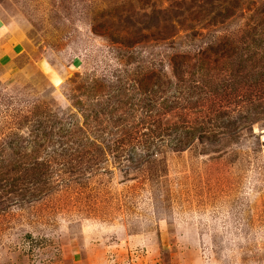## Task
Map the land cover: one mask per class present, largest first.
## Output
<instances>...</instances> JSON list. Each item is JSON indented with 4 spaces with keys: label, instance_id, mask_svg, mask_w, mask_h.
<instances>
[{
    "label": "rangeland",
    "instance_id": "1",
    "mask_svg": "<svg viewBox=\"0 0 264 264\" xmlns=\"http://www.w3.org/2000/svg\"><path fill=\"white\" fill-rule=\"evenodd\" d=\"M0 264H264V0H0Z\"/></svg>",
    "mask_w": 264,
    "mask_h": 264
},
{
    "label": "trees",
    "instance_id": "2",
    "mask_svg": "<svg viewBox=\"0 0 264 264\" xmlns=\"http://www.w3.org/2000/svg\"><path fill=\"white\" fill-rule=\"evenodd\" d=\"M139 85L140 86L136 85V87L138 88L139 91H142V95L144 97V98H142L143 101L140 100V102H142V107H145L146 108V112L151 111L150 110V106L152 105V103H147L148 102V98L146 97V95H148L147 94L148 93L147 92V88H148V90H151V89L146 84H141L140 83ZM217 87L221 88L220 86H217ZM159 106H160V104H158V107ZM104 110L107 111L106 112L107 113V116H106L107 120L112 121L113 124L116 123V122H120V123H122V125H127V124H123V122H124V119L122 117L123 115L121 113L118 114L116 112L117 111V107L116 106H110V104H109L107 107H105ZM158 114H159V112H158ZM93 116L94 117H97L98 116L97 111H95L93 113ZM149 117H156V116H149ZM149 117L146 116V118L140 119L139 122H138V125L135 124V126L131 127V130H128V131H124L123 130L122 135H120L119 133L116 132L119 135L115 134V137H114L113 141L111 142V145H113L114 148L117 149V147H121V145H123L124 142H126L127 140H134V138L132 137V134L134 136L136 134H138V133L135 132L136 131L135 130L136 129V126L148 125L147 118H149ZM149 128L150 127L148 126L146 128V130H145L146 132H148V134H145V133L141 134L143 137L146 138V139L144 138V140H143L144 146H146L148 144L146 142H150V141L152 142V141H155V140H156L155 142H157V144H158V135L156 136V134H154L153 131L150 130ZM133 130H135V131H133ZM148 136L151 137L152 140H147ZM159 136H161V135H159ZM175 143H177V145H180L181 141L175 140ZM150 145H151V143H150ZM159 145H160V142H159ZM157 147H158V145H157ZM5 170H6V172H8V169L5 168ZM22 170H23V172H25V171L26 172H30V174H28V175L26 173L25 177H27V176L31 175L32 172H35L37 170V168L34 166L32 168H26V169H22ZM31 176L33 177V175H31ZM18 178H20V177H17V179H14V180L17 182L19 180Z\"/></svg>",
    "mask_w": 264,
    "mask_h": 264
}]
</instances>
